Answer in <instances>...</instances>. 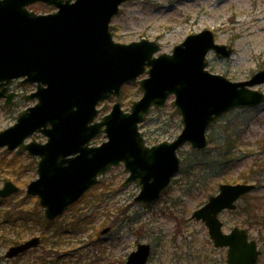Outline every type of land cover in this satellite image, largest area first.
Masks as SVG:
<instances>
[{
	"label": "water",
	"instance_id": "water-1",
	"mask_svg": "<svg viewBox=\"0 0 264 264\" xmlns=\"http://www.w3.org/2000/svg\"><path fill=\"white\" fill-rule=\"evenodd\" d=\"M129 0H0V99L13 105L21 96L36 99L21 111L14 125L0 131V149L28 152L39 157L38 177L27 186L37 196L49 221L57 219L113 167L124 164L129 176L123 186L136 183L141 190L137 203H152L169 187L181 168L178 150L186 144L203 150L209 144L211 125L237 108L264 103V93L252 87L264 83V68L247 81H232L208 69L207 56L229 58L233 49L216 42L214 33L203 30L189 35L172 53H160V45L148 39L121 43L114 40L111 22ZM36 2L57 8L49 14L29 9ZM139 80L142 97L130 111L116 101L109 113L97 120L98 105L121 94L122 87ZM36 84L29 95L11 91ZM173 106L183 128L173 141L146 144L140 125L153 108ZM41 133L45 143L35 138ZM107 140L91 145L98 135ZM255 183H224L219 193L192 215L209 229L216 247H228L227 264H257L262 251L246 229L223 231L219 215L237 209L242 196ZM19 191L11 180L0 188V198ZM110 228L102 231L106 234ZM40 244L34 237L11 246L12 259ZM151 245L140 243L125 264H147ZM9 264V263H4Z\"/></svg>",
	"mask_w": 264,
	"mask_h": 264
},
{
	"label": "rangeland",
	"instance_id": "rangeland-1",
	"mask_svg": "<svg viewBox=\"0 0 264 264\" xmlns=\"http://www.w3.org/2000/svg\"><path fill=\"white\" fill-rule=\"evenodd\" d=\"M30 9L37 13L55 10L53 6L40 2L30 5ZM206 29L214 33L217 43L233 49L229 58H218L214 52L208 54V69L212 73L222 74L232 81H247L264 68V0H130L121 6L111 23V31L117 42L128 44L142 39L155 41L161 47L158 54L172 53L173 48L189 35ZM146 76L144 74L140 78ZM252 88L264 93V83ZM12 90L29 95L36 90V85L18 87L15 84ZM141 96L138 83H128L123 87L120 97L99 104L101 112L97 119L109 113L116 101L122 103L125 111H130L133 102ZM173 100L174 96H171L163 108L152 109L141 125L140 129L148 145L172 141L182 131L181 116L178 112L175 115ZM36 103V99L17 98L12 106H8L4 98L0 99V131L14 125L18 114ZM249 108L255 110L244 113L237 108L221 119L242 121L255 115L253 118L256 121L249 129L247 140L251 149L258 151L260 142H264V104ZM220 131V128L211 127L209 134L218 139ZM34 138L38 142L47 140L42 134H36ZM105 140L106 137L100 134L91 143L100 145ZM192 151L190 144L179 151L182 165L183 160L193 156ZM37 161V157L27 153L0 149V188L7 180L19 186L20 191L14 203L27 196V185L38 177ZM249 166L250 162L245 163L239 169L214 180L212 191L206 194L199 189L189 188V180L179 173L158 200L143 204L135 201L141 190L138 184L123 186L129 172L120 164L101 176L99 183L59 219L60 222L67 221L79 211L89 215L92 221L84 232L66 234L59 245L44 241L38 248L17 261L14 259L12 263L47 264L41 259L44 257L48 260L46 254H51V260L59 254H66L59 264H87L92 254L102 257L107 254L111 259L107 263L103 260L97 264H124L139 243H149L152 255L148 264H227L226 248H216L205 224L191 216L211 195L218 193L221 184L243 182L241 174ZM28 197L24 199V206L35 208L38 198ZM10 203L0 204L1 219L3 212L11 206ZM220 217L225 232L234 227H243L245 218L240 214L225 211ZM4 227L5 230H0V264L5 262V253L13 244L12 240L18 237V232H25L24 239H28L42 236L43 231L42 225L35 222L29 224L30 229L9 224ZM106 228H110V231L101 234ZM250 235L258 241L257 230L251 231ZM258 243L264 251V242ZM74 254L90 256L81 259ZM259 264H264V252Z\"/></svg>",
	"mask_w": 264,
	"mask_h": 264
},
{
	"label": "trees",
	"instance_id": "trees-1",
	"mask_svg": "<svg viewBox=\"0 0 264 264\" xmlns=\"http://www.w3.org/2000/svg\"><path fill=\"white\" fill-rule=\"evenodd\" d=\"M253 110L255 109L245 108L238 111L246 113L253 112ZM175 115H177V110H175ZM254 116L251 115L242 121H239L240 119L224 118L215 122L212 128L221 129L220 137L217 139L213 137V134H209V142L213 146L204 150H193V156L183 160L180 173L189 180V188L199 189L206 194L212 191V182L214 180L250 162L249 168L241 174V179L245 183L256 182V188L242 198L237 210L232 211V213L243 216L245 219L242 226L250 232L257 230L258 242H264V142H260L259 150L255 151L251 149L250 142L247 140L249 129L256 121L253 118ZM223 122L224 124H222ZM251 159L252 162L250 161ZM12 161L10 160V162ZM26 198L28 199L29 197L26 196L24 199ZM14 199L15 196L0 200V204L11 202L9 204L11 206L3 212L2 219L0 218V230H5V224H9L12 227L23 226L24 229H30L28 226L31 222L39 223L43 227V241L59 245L63 236L69 233L80 234L84 232L86 226L92 221L89 215L81 214L79 211L67 221L60 222L56 220L50 222L43 216L38 203H36L35 208H27L24 206L26 202L24 199L17 203H14ZM24 233L23 231L18 232V237L12 240L13 244L24 240ZM99 241L102 240L99 239ZM74 255L81 259L84 256H90V254ZM65 256L67 255H57L55 259L50 261V264H59ZM109 257L107 254H104V257L92 254V259L87 264H97L103 260L104 263H107L106 261L111 259ZM41 259L47 262L44 257ZM121 263H123V260H121Z\"/></svg>",
	"mask_w": 264,
	"mask_h": 264
},
{
	"label": "flooded vegetation",
	"instance_id": "flooded-vegetation-1",
	"mask_svg": "<svg viewBox=\"0 0 264 264\" xmlns=\"http://www.w3.org/2000/svg\"><path fill=\"white\" fill-rule=\"evenodd\" d=\"M40 237H41V236H40ZM24 240H27V239H24ZM40 243H41V245L44 243L42 237H41V241H40ZM34 249H36V248H34ZM34 249H30V250H28L26 253H24V254H22V255H19V256L15 257V258L9 260V263L11 262L10 264H13L12 261H13L14 259H15V261H17L16 259H18V258L21 259L23 256L27 255V253L33 251ZM47 255H48V259H49V261H48L47 264H50V257H51V254H47Z\"/></svg>",
	"mask_w": 264,
	"mask_h": 264
}]
</instances>
